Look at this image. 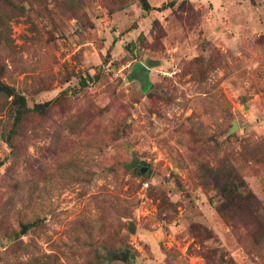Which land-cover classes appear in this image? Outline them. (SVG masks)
Listing matches in <instances>:
<instances>
[{
    "label": "rangeland",
    "instance_id": "1",
    "mask_svg": "<svg viewBox=\"0 0 264 264\" xmlns=\"http://www.w3.org/2000/svg\"><path fill=\"white\" fill-rule=\"evenodd\" d=\"M148 1L0 0V264H264V0Z\"/></svg>",
    "mask_w": 264,
    "mask_h": 264
},
{
    "label": "trees",
    "instance_id": "2",
    "mask_svg": "<svg viewBox=\"0 0 264 264\" xmlns=\"http://www.w3.org/2000/svg\"><path fill=\"white\" fill-rule=\"evenodd\" d=\"M142 2V5H143V9L144 10H150L151 7H150V4H149V1L148 0H140ZM88 80H93L92 78H89ZM87 80H83L82 81V85L83 86H87ZM5 89V88H4ZM18 102L21 104L22 101H24V98L22 96H18L17 98ZM24 105V104H23ZM35 110H45V107H36L34 108ZM31 111V109H29L28 107L26 106H23L22 108H20L17 112V117L15 119V124H18L20 122V120L23 118V116L27 113H29ZM4 165L3 162L0 161V168Z\"/></svg>",
    "mask_w": 264,
    "mask_h": 264
},
{
    "label": "water",
    "instance_id": "3",
    "mask_svg": "<svg viewBox=\"0 0 264 264\" xmlns=\"http://www.w3.org/2000/svg\"><path fill=\"white\" fill-rule=\"evenodd\" d=\"M142 171H143V173H145V170H144V169H143ZM126 259H127V255H125V256L123 257V260H124V261H126Z\"/></svg>",
    "mask_w": 264,
    "mask_h": 264
},
{
    "label": "built area",
    "instance_id": "4",
    "mask_svg": "<svg viewBox=\"0 0 264 264\" xmlns=\"http://www.w3.org/2000/svg\"><path fill=\"white\" fill-rule=\"evenodd\" d=\"M147 185V184H146Z\"/></svg>",
    "mask_w": 264,
    "mask_h": 264
}]
</instances>
